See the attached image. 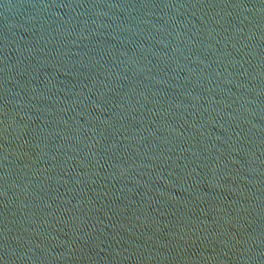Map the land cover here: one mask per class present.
I'll use <instances>...</instances> for the list:
<instances>
[{
    "label": "water",
    "instance_id": "1",
    "mask_svg": "<svg viewBox=\"0 0 264 264\" xmlns=\"http://www.w3.org/2000/svg\"><path fill=\"white\" fill-rule=\"evenodd\" d=\"M0 264H264V0H0Z\"/></svg>",
    "mask_w": 264,
    "mask_h": 264
}]
</instances>
